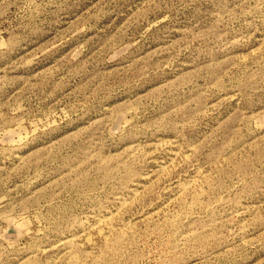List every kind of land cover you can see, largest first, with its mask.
<instances>
[{"label":"rangeland","instance_id":"obj_1","mask_svg":"<svg viewBox=\"0 0 264 264\" xmlns=\"http://www.w3.org/2000/svg\"><path fill=\"white\" fill-rule=\"evenodd\" d=\"M0 264H264V0H0Z\"/></svg>","mask_w":264,"mask_h":264}]
</instances>
